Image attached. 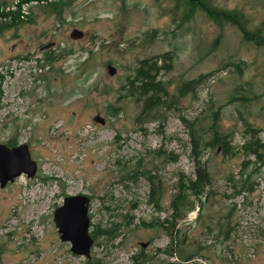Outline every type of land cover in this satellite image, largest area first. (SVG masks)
I'll return each instance as SVG.
<instances>
[{"label": "rangeland", "instance_id": "obj_1", "mask_svg": "<svg viewBox=\"0 0 264 264\" xmlns=\"http://www.w3.org/2000/svg\"><path fill=\"white\" fill-rule=\"evenodd\" d=\"M23 144L0 264H264V0H0V145ZM75 195L89 259L53 219Z\"/></svg>", "mask_w": 264, "mask_h": 264}, {"label": "water", "instance_id": "obj_2", "mask_svg": "<svg viewBox=\"0 0 264 264\" xmlns=\"http://www.w3.org/2000/svg\"><path fill=\"white\" fill-rule=\"evenodd\" d=\"M83 33L74 30L71 34L72 39H82ZM107 75L113 77L117 71L112 66L106 67ZM95 121L104 124L105 121L100 116ZM19 159V167L7 172L9 167L16 164ZM12 167L11 169H14ZM37 172V165L32 161L27 145H19L9 148L6 145H0V186L4 188L9 182H13L21 175L33 178ZM90 199L85 195L68 196L63 199V203L54 212V223L57 227L60 240L71 244V251L79 256L89 259L91 249L94 245L89 228L90 218L88 216ZM142 248H146L149 243H140Z\"/></svg>", "mask_w": 264, "mask_h": 264}, {"label": "trees", "instance_id": "obj_3", "mask_svg": "<svg viewBox=\"0 0 264 264\" xmlns=\"http://www.w3.org/2000/svg\"><path fill=\"white\" fill-rule=\"evenodd\" d=\"M185 1H188V0H185ZM140 72L141 73L145 72L144 74H146L147 76H150V74L147 73L146 71L141 70ZM142 89H143L144 92H154L155 94L163 92V87H162L161 83H157V84L145 83V85L143 86ZM158 102H159V98L158 97L149 99V101L147 102L146 107H145V112L149 111ZM203 136L204 135H199V136L196 135V133H194V131L190 132V144L192 145V149L194 150V153L196 155L198 154L199 148L203 144L208 145V146H213L215 144V142H217V141H220L221 146L223 148V151L225 153L228 152L229 144H225L222 141V137L220 135H218V133L216 131H214L212 133V135L210 136V140L209 141H205L203 139ZM249 146L252 147L251 149H249V152H252V153H255L256 150L259 149L256 143H251V144H249ZM261 148H263V147H261ZM198 178H199V181L205 182L206 181L205 172L202 174L201 171L199 170L198 171Z\"/></svg>", "mask_w": 264, "mask_h": 264}, {"label": "bare ground", "instance_id": "obj_4", "mask_svg": "<svg viewBox=\"0 0 264 264\" xmlns=\"http://www.w3.org/2000/svg\"><path fill=\"white\" fill-rule=\"evenodd\" d=\"M35 194V191L33 192V195Z\"/></svg>", "mask_w": 264, "mask_h": 264}]
</instances>
